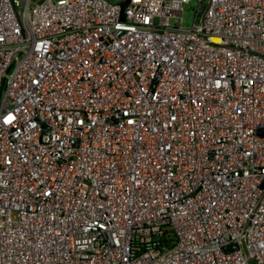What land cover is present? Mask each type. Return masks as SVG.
<instances>
[{"label": "built area", "instance_id": "built-area-1", "mask_svg": "<svg viewBox=\"0 0 264 264\" xmlns=\"http://www.w3.org/2000/svg\"><path fill=\"white\" fill-rule=\"evenodd\" d=\"M0 0V264H264V0Z\"/></svg>", "mask_w": 264, "mask_h": 264}, {"label": "rangeland", "instance_id": "rangeland-1", "mask_svg": "<svg viewBox=\"0 0 264 264\" xmlns=\"http://www.w3.org/2000/svg\"><path fill=\"white\" fill-rule=\"evenodd\" d=\"M111 1H119V0H111ZM196 2L194 0H190L188 3L183 5V10L181 14V24L184 26L191 25L195 15Z\"/></svg>", "mask_w": 264, "mask_h": 264}]
</instances>
